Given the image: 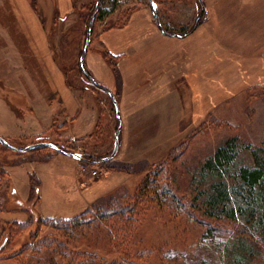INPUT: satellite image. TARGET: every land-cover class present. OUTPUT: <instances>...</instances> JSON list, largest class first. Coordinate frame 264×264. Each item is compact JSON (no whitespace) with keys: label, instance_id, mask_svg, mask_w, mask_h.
I'll use <instances>...</instances> for the list:
<instances>
[{"label":"rangeland","instance_id":"obj_1","mask_svg":"<svg viewBox=\"0 0 264 264\" xmlns=\"http://www.w3.org/2000/svg\"><path fill=\"white\" fill-rule=\"evenodd\" d=\"M4 1L7 4L8 0ZM94 1L66 0L65 12L60 13L57 0H49L51 11L46 14L42 0H28L35 19L46 27L53 59L68 87L84 99L96 101L98 119L92 135L77 141L65 139L64 133L59 137L53 129L48 134L49 139H58L78 152H107L114 143L115 118L108 96L102 91L97 97L80 90L84 82L77 57ZM195 1L157 0L165 26L178 31L190 25L196 18ZM254 4L255 0L244 4L235 0L231 12L255 15L258 10ZM139 9L151 15L145 0H104L85 55L86 68L91 53L103 58L102 52L107 50L99 42L101 32L122 26L131 12ZM234 18L233 26L225 29L232 42L220 35L218 42L211 37L202 45L203 50L216 55L203 67L191 57L200 46L198 38L190 39L189 34L164 37L157 45L160 58L139 62L134 74L136 89L143 95L151 88H162L157 95H161L163 105L156 107L152 120H142L138 138L127 141L128 152L123 158V148H118L108 162L83 161L82 183L69 154L46 148L38 154L17 153L0 145V242L3 236L8 237L0 243V264H264L263 233L255 231L251 250L244 258L237 256L234 221L217 219L218 210L209 201L214 184L223 179L233 184L241 166H253L252 150L264 142V37L251 42L256 41L255 36L246 37L249 31L236 27ZM115 56L119 81L103 59L113 75L111 90L119 103L124 85L120 57ZM2 94L13 110L27 99L16 90H2ZM17 99L23 104L15 105ZM3 124H10L9 120H0V126ZM228 141L235 155L232 162L218 169L203 167V162ZM11 142L14 147L28 145ZM145 142L148 145L144 148ZM46 151L54 152L56 159L54 164L35 168L39 184L33 197L29 173L5 164L46 158ZM122 163L128 171L108 169L122 167ZM7 168L8 175L3 170ZM117 182L120 186L96 198ZM112 195L123 200L119 205L132 204L131 215H102L105 207L96 209L98 200ZM84 210L86 215H78ZM42 217L54 220L46 222Z\"/></svg>","mask_w":264,"mask_h":264},{"label":"crops","instance_id":"obj_2","mask_svg":"<svg viewBox=\"0 0 264 264\" xmlns=\"http://www.w3.org/2000/svg\"><path fill=\"white\" fill-rule=\"evenodd\" d=\"M65 1L57 0L60 13L65 12ZM255 1L254 7L258 12L248 17L247 14L245 16H236L234 12L232 14L235 0H204L210 11L209 17L188 35L190 39L193 36L198 38L200 50L196 54H191L194 62L198 63L196 65L203 67L216 57L211 50L206 51L202 48L208 38H216L217 40L213 41L216 43L221 35L226 42L233 41L229 31L225 30L233 26V17L236 27L243 26L249 31L246 37L255 36L253 38H256V41L250 39L251 42H259L260 38L264 37L258 36V34L264 35V0ZM4 2L0 0V120L7 119L10 124L0 126V136L17 143H30L38 135L50 137L48 134L53 129L52 131L56 130L59 137L64 133L65 139L78 141L89 137L93 134L98 119L96 101L84 99L82 95H78L75 88L68 87L62 71L53 59L46 27L44 28L35 19L28 0H8L7 4ZM242 2L244 4L247 0ZM42 6L44 13L48 14L51 11L49 0H42ZM241 20H243L242 24L239 23ZM164 37L173 38L164 35L158 29L152 20V12L150 15L146 9L133 10L122 26L106 29L100 34L99 42L112 54L120 57L118 65L125 86L122 89L123 96L118 103L122 126L119 150L123 148L122 158L128 152L127 141L138 138L139 124L142 120L144 123L146 120H152L156 107L163 105L160 100L161 95H157L162 88L155 87L154 90L151 88L148 93L141 95L136 89L134 74L140 61L160 58L162 53L157 50L159 48L157 45ZM88 52L86 51V54ZM86 66L96 80L112 89L113 75L106 61L98 53L90 54ZM128 86L131 87L130 92ZM2 90H16L26 96V102L22 107H17V110L14 106V110L19 113L7 103L2 96ZM14 103L17 106L23 104L19 99ZM20 114L23 117H20ZM144 139L147 137L145 136ZM146 144V142L143 144L144 148ZM40 152L43 151L23 153ZM46 152L48 153L46 158L30 157L16 163H6L5 166L10 169L20 168L30 176L35 174V168H41L45 163L54 164L55 153ZM71 162L78 181L82 183L83 175L80 167L83 161L73 158ZM3 170L8 175V168ZM118 183L96 198L106 194L115 186H120Z\"/></svg>","mask_w":264,"mask_h":264},{"label":"trees","instance_id":"obj_3","mask_svg":"<svg viewBox=\"0 0 264 264\" xmlns=\"http://www.w3.org/2000/svg\"><path fill=\"white\" fill-rule=\"evenodd\" d=\"M151 9L152 12V19L158 29L164 34L168 36H186L190 34L197 26H199L201 23L205 22L209 17V12L206 4L203 0H196V18L195 20L188 26H186L182 30L174 31L170 30L165 26L163 21L160 18V15L158 13V2L157 0H154L156 2V8L154 9L152 7V4L149 0H145ZM104 0H95L93 2L92 8L90 12L88 13V16L86 18V26L84 31V37L82 40V43L80 45L79 54L77 57V68L80 73V77L82 81L84 82V85L80 87L81 89L88 90L91 93H93L95 96L98 97V91L104 92L112 105L113 111H114V122H113V131L114 135L116 134L118 136V139L120 141V134H121V128L119 129V125L121 122L120 117L116 115L115 107L113 100L117 101V95L108 88L105 84L101 83L100 81L96 80L92 74L89 72V70L85 67L84 59L86 52L83 50L84 42H85V36L87 32V27L90 25V42L93 38V31L95 30V22L97 19L100 18L102 13V6H103ZM89 42V43H90ZM103 58L107 61L109 64L112 73L117 81L120 80V73L118 71V68L116 67V56L115 54H112L110 51L105 50L102 52ZM80 58H82V66H80ZM99 103L103 106L105 105L104 101L100 98L98 99ZM118 102V101H117ZM10 144H12L11 141L7 140ZM49 141L54 143L56 146L61 148L65 152L72 151L70 147H68L65 143L60 142L57 140H51L49 137L45 135H38L34 137V139L30 143H36V142H44ZM28 143V144H30ZM0 145H2L0 143ZM3 147H6L2 145ZM25 146V145H24ZM24 146H16L17 149H13L17 153H23L26 151H39L42 149H53L48 146H38L32 149H24ZM8 148V147H7ZM113 146L111 149L107 152H80L83 156L82 161L88 162L90 164L94 163H105L114 158L109 157ZM55 152H58V150L53 149ZM233 149L230 147V142H226L220 147H218L215 151V153L208 157L203 163V167L207 168H220L226 164H229L234 159V156L232 154ZM252 156H253V166H241L238 169V178L237 180L232 184L229 183L228 180L223 179L220 182L213 185V190L210 193L209 201L212 203L214 209L218 210V215H216L217 219H225V220H231L235 223V236H234V242L233 246L234 249L237 251V256L243 257V254L252 248L251 242H256L255 238V231L262 232L264 236V142L254 148L252 150ZM107 157V158H105ZM122 167H115L110 166L108 169H114V170H125L128 171L127 164L122 163ZM126 165V166H124ZM124 167V168H123ZM30 193L31 196L35 197L38 191V178L35 174L30 175ZM118 197L110 196L108 198H101L97 202L96 209L98 211L102 210V207H105L102 210V215H114L116 213H121L124 215H131L129 211L133 210L132 204H126L122 203V205H119V201H123L122 199H118ZM100 201V202H99ZM118 204L117 206H114L115 204ZM88 211H83L78 215H86ZM43 218V217H42ZM43 221L48 222V220L51 222L54 219L53 218H43ZM61 220L71 221V218H62ZM75 220V219H74ZM16 223V222H15ZM245 223H251V227H246ZM73 225H76L75 223ZM244 226V227H243ZM264 241V239H261ZM8 241V237L5 235L2 238V242ZM258 241L259 238H258ZM244 258V257H243Z\"/></svg>","mask_w":264,"mask_h":264},{"label":"water","instance_id":"obj_4","mask_svg":"<svg viewBox=\"0 0 264 264\" xmlns=\"http://www.w3.org/2000/svg\"><path fill=\"white\" fill-rule=\"evenodd\" d=\"M149 1L151 2L152 5L155 4V7L152 6L155 9L156 8V2H154V0H149ZM89 42H90V25L87 27V32H86V36H85V42H84V46H83V50L85 52L88 49ZM82 61H83L82 58H80V66H82ZM113 103H114L116 115L118 117H120L118 102L116 100H113ZM120 128H121V122H120V125H119V129ZM0 143L2 145H4V146L8 147V148H11V149H14V150L17 149L12 144H10L5 138H3L1 136H0ZM119 144H120V141L118 139V136L115 134L114 135L113 148H112V151H111L109 157H113L114 155H116V153L118 151V148H119ZM38 146H48V147L56 149V150H58V151H60L62 153L69 154L75 159H79V160L83 159V156L81 155L80 152H78V151L65 152L61 148L56 146L54 143L49 142V141L30 143L26 147H24V149H32V148H35V147H38ZM105 158H107V157H105Z\"/></svg>","mask_w":264,"mask_h":264},{"label":"built area","instance_id":"obj_5","mask_svg":"<svg viewBox=\"0 0 264 264\" xmlns=\"http://www.w3.org/2000/svg\"><path fill=\"white\" fill-rule=\"evenodd\" d=\"M94 174H96V171H93Z\"/></svg>","mask_w":264,"mask_h":264},{"label":"snow or ice","instance_id":"obj_6","mask_svg":"<svg viewBox=\"0 0 264 264\" xmlns=\"http://www.w3.org/2000/svg\"><path fill=\"white\" fill-rule=\"evenodd\" d=\"M152 6L155 7V4H153Z\"/></svg>","mask_w":264,"mask_h":264}]
</instances>
